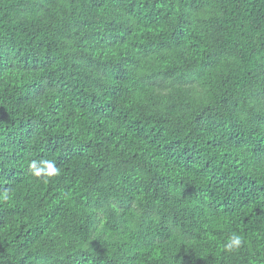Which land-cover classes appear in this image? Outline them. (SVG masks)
<instances>
[{
	"label": "trees",
	"instance_id": "obj_1",
	"mask_svg": "<svg viewBox=\"0 0 264 264\" xmlns=\"http://www.w3.org/2000/svg\"><path fill=\"white\" fill-rule=\"evenodd\" d=\"M0 264H264V0H0Z\"/></svg>",
	"mask_w": 264,
	"mask_h": 264
},
{
	"label": "clouds",
	"instance_id": "obj_2",
	"mask_svg": "<svg viewBox=\"0 0 264 264\" xmlns=\"http://www.w3.org/2000/svg\"><path fill=\"white\" fill-rule=\"evenodd\" d=\"M28 170L33 177L43 178L47 181L49 178L59 175V169L55 161L51 159L32 160L29 162ZM7 193L3 195V199L7 200ZM245 243L243 234L233 232L224 243L225 252L231 253L238 251Z\"/></svg>",
	"mask_w": 264,
	"mask_h": 264
}]
</instances>
